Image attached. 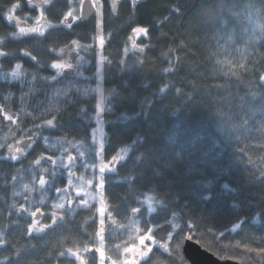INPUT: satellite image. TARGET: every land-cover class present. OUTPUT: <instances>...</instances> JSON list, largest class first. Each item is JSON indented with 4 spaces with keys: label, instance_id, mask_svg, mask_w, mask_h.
<instances>
[{
    "label": "trees",
    "instance_id": "16d2710c",
    "mask_svg": "<svg viewBox=\"0 0 264 264\" xmlns=\"http://www.w3.org/2000/svg\"><path fill=\"white\" fill-rule=\"evenodd\" d=\"M12 2L0 0V38L6 41L5 50L18 52L27 47L40 58L42 66L17 54L0 58V62L5 63L4 71H11L8 64L14 66L20 62L29 73L26 83L31 81L32 75L48 79H38L25 87L23 104L18 99L19 93L13 96L11 88L0 87V106H3L0 144L11 143L15 147L17 140L37 134L34 124L53 115L58 124L54 128L39 129L27 159L22 158L19 163L0 162V178L20 177L14 188L10 180L7 188L0 183V213L24 203V184L31 188L30 181L40 172L39 168L33 171L30 162L42 154L66 156L84 152L83 161L73 171L78 178H93L92 170L86 169L84 162L97 166L100 163L99 157L92 159L96 145L91 133L98 111L96 106L103 103L104 162L121 147L130 148L126 158L115 165L116 170L104 174L106 183L102 195L107 255L123 260L125 246L134 243L138 247L139 237L147 234L148 229L152 232L170 223L174 234L167 249L152 247L141 264L187 263L182 252L187 237L220 259L264 264V253L259 251L264 248V150L259 147L264 143V130H255L264 112L260 108V97L247 96L241 101L247 90V79L241 82L231 75L235 72L255 81L258 77L252 76V72L264 74V46L255 34L264 29V18L256 20L253 35L247 33L251 22L239 20L244 16L243 11L232 12L238 18L239 27H230L227 33L222 27H216L218 11L242 3L249 11L260 12L264 0H140L136 9L131 8L128 0H121L116 14L111 10V0H104L100 28L104 44L100 54L94 53L89 59L86 76L65 73L55 80L52 76L57 75L56 70L50 64L63 58L59 49L71 45L72 41L90 46L99 28L94 27V21L89 24L79 21L71 29L63 26L50 29L51 34L46 33L48 37L40 42H31V37L9 40L8 35L14 29L3 16ZM55 8L57 11L52 15H48L47 8L45 13L48 20L58 24L59 13L69 10L67 0H55ZM15 14L35 16L37 12L25 4ZM220 23L226 25L228 21L223 19ZM137 26L148 27L150 34L133 35L132 29ZM232 33L238 37L235 43L228 38ZM133 41L145 51H135ZM49 47H56L57 51L47 52ZM164 54L169 59L180 58L178 71L171 74L163 71L170 66ZM99 55L105 58L100 79L96 72ZM135 59L143 60L144 65L136 63ZM121 61L127 63L121 64ZM240 64L250 72L245 73ZM3 74L0 72V78ZM164 82L173 84L161 92L159 89ZM10 83L19 87L16 81ZM177 88L191 98L186 99ZM5 115H12L15 122L6 120ZM43 137H48V144L43 142ZM0 154H3L2 149ZM42 166L49 167L44 162ZM41 174L48 178L46 173ZM57 181H64L60 186H65L63 168L58 171ZM27 195L28 203L24 206L30 211L39 207L48 213L52 211L49 204L58 202L39 188ZM150 196L154 198L155 211H149L147 203H142ZM132 206L142 209L137 218L120 217L130 212ZM98 209L96 206L79 208L76 216L77 222L84 224L92 234L91 239L58 229L28 237L22 233V227L30 223L24 214L21 227L13 225L9 233V238L19 248H31L20 264H55L58 252L67 247L83 244L94 247L98 242L95 233L100 227ZM112 219L116 224H125L127 230L116 233ZM8 222L7 216L0 214V226ZM181 229L185 239L178 248L175 237ZM114 244H120L121 248L115 249ZM7 251L0 249V259ZM60 264H66L64 258Z\"/></svg>",
    "mask_w": 264,
    "mask_h": 264
},
{
    "label": "snow or ice",
    "instance_id": "6c2138e0",
    "mask_svg": "<svg viewBox=\"0 0 264 264\" xmlns=\"http://www.w3.org/2000/svg\"><path fill=\"white\" fill-rule=\"evenodd\" d=\"M76 3V0H67V7L69 10L66 13H59L58 19L59 23H53L51 20H48L45 9L48 10V15H52L54 12L57 11L55 8V0H13L11 3V8L5 11L3 19L7 21L8 25L13 27V31L9 33L8 39L9 40H24L25 38L31 37V42L36 43L40 42L41 39L47 38L51 33L49 32L50 29H58L61 26L67 27L71 29L73 27V22L75 21H83L87 23L89 19L94 21V27H99L103 21L99 19L102 16L101 9L104 7V0H78V4L75 8L72 5ZM121 3V0H111V10L113 14H116L117 7ZM132 9H136L140 0H128ZM28 5L31 9L38 14L35 16L32 15H16L15 13L20 12L24 5ZM89 5L88 10L86 11L85 5ZM179 11V9H177ZM244 12L243 17H239L241 23L247 22L250 26L247 29L248 35H253V32L256 27V20L264 18V7H262L260 12L255 10L249 11L247 8L243 6L242 3H238L235 5H231L227 8H224L223 11H218L217 16L218 19L216 21V27H222L225 33L228 32L230 27H239L237 24V17L232 15V12ZM226 19L228 23L226 25H221L220 21ZM28 20H32L35 26L29 27L27 24ZM41 21H47L46 24H42ZM46 33L48 36H46ZM133 35H143L148 36L150 34V29L148 27L137 26L132 29ZM255 34L259 37L262 41V46H264V29L259 32H255ZM229 39L233 40V43L237 42L238 37L235 33H232L228 36ZM6 41L3 38H0V58H6L14 55H23L29 57L32 61L35 62L37 66H42L40 58L37 55H34L32 51H30L27 47H23L18 49L17 51H8L5 50ZM100 44H104V40L100 38ZM80 45L77 41H72L71 45H65V48H68L70 51L80 50ZM65 48H60L59 51L61 53L65 52ZM133 49L140 53L145 51L144 47H137L135 41H133ZM47 52L55 53L57 51L56 47H49L46 49ZM128 52V49H125V53ZM165 59L168 60L170 66L165 67L163 71L165 73H173L178 71L179 69V57H172L168 58L167 54H164ZM105 58L101 57V67L103 66V60ZM136 63L144 65V61L140 59H135ZM121 64H126L127 61H121ZM7 67L11 69V71H4L5 63L0 62V72H3L2 78H0V87H5V89L11 88V94L13 96L18 95V99L20 100L21 104L25 101V94L24 89L32 84L38 79L47 80V76H38L32 75L31 81L25 82V78L29 73L24 71V65L20 62H16L13 66L12 64H8ZM52 69L56 70V76H52V79L55 80L57 76H62L65 74L66 70H70L73 68V64L71 62L64 61L63 59L53 60L50 64ZM240 68L244 70L245 73H249L250 70L245 67L244 64L239 65ZM235 76L238 81L243 82L247 79L246 92L245 96L241 97V101L247 96L252 97H260L261 104L260 108L261 111L264 112V74H259L258 72H252V76H257L258 79L253 81L250 76L242 77L239 74L233 72L231 74ZM10 81H16L19 87H16L10 83ZM171 82H164L161 84L160 91L163 92ZM222 87V86H221ZM70 91V90H69ZM177 91L180 92L185 96V98H191L187 96L186 93L183 92L181 88H177ZM66 95L68 93H65ZM103 95V94H102ZM4 99H8L5 97ZM99 110L95 113V119L97 123L102 125L103 120L101 119V113L104 112V108L101 105L96 106ZM0 111H3V106H0ZM5 119L9 122H15L12 115H5ZM17 120L19 117L16 118ZM245 123H248V120H245ZM258 126L256 127V131L264 130V116L260 117V120L256 122ZM58 124V119L55 115L52 116L50 119L43 120L42 123L34 124V128L37 130L36 135H27L26 139L24 140H17L16 146L14 147L11 143L9 144H0V149L3 150V154H0V162L4 161H12V162H21L22 158L27 159L29 156V149L36 143L38 138L39 129L42 128H54ZM97 131L101 132L100 139L97 140ZM66 139V138H65ZM91 139L96 147L94 148V155L92 159L95 160L96 157L100 158V163L97 166L95 163L88 164L84 162V166L86 169H91L93 172V179L87 181V185L89 187H93L94 183L98 186L101 190L104 189L106 180H105V172L106 171H115V165L119 164L123 161L126 156L128 155L130 148L128 146L121 147L119 152L115 155L111 156V159L105 163L104 162V138H103V131L102 127L98 129H94L91 133ZM43 142L48 144V137H43ZM59 142V141H58ZM259 147L264 150V143H261ZM67 152V149H65ZM85 157L84 152H79L78 155L64 154L54 156V155H40L38 158L32 160L30 163L32 164V170L35 171L37 168L40 169V172H36L35 178L31 180L32 187L30 188L28 184H24L25 195L23 197L24 203L16 206L13 205L11 208L5 209L4 214L8 218V223L0 226V249H7V254L3 256V259H0V264H13L15 261L16 264H20L22 260H25L27 256L31 252V248L21 249L17 246V243L14 242L13 239L9 238L10 230L12 229L13 225L16 227H21L20 220L23 218L24 214H27L30 223H27L22 227V233L28 237H32L34 234H47L48 230H60L63 232L68 233L69 235L76 233L77 235L83 237L87 236L89 239L92 238V234L87 231L84 224H79L76 220L77 213L79 208H86L90 209L92 206L88 203L87 199L83 197L87 195V193L83 192L81 187H77L74 185L73 180L76 178L75 172L73 171L74 167L80 164ZM42 162L49 165L48 168L42 166ZM99 176L97 177L95 174L97 172ZM63 168L66 173V184L64 187H61L60 184L64 183V181H57L58 171ZM41 173L47 174V179L45 175ZM264 175V174H262ZM20 179L18 176L8 175L6 177L0 178V183H2L3 187L7 188L8 181H12V187H15V183ZM131 180V176L128 177ZM39 188L41 191H46L51 194V198L53 200H58L56 203H50L49 207L52 211L45 213L39 207H36L34 211H30L28 207L24 205L28 203V195L29 192H34L36 189ZM75 194V197L79 199H75L72 194ZM102 194V193H101ZM154 198L147 197L145 201L142 203H147L149 211H155V208L152 206ZM44 203V201H41ZM103 204V200L100 201ZM78 206V207H77ZM118 207V205H117ZM116 207V208H117ZM116 213V209H114ZM100 214L99 219V230L95 233V237L100 241V247H90L88 244H83V246L73 245L71 247H67L63 251H59L56 257L55 264H60L61 258H64L66 264H105V261L108 260L109 264H141L142 260H145L149 253L152 252V248L149 246L146 241L156 243L155 238L151 232V229L147 230V234L141 235L139 237V244L142 248H137L136 245L133 243L131 247L125 246L123 248L124 258L123 260L120 259H113L111 256H106L105 249L103 247L104 240H105V227H104V219L103 215L105 213V208L100 207L98 209ZM142 212L141 207L139 206H132L130 212L126 213L123 216H120L116 213L117 216L122 217L123 219H127L129 217L137 218ZM112 213H109L111 216ZM15 217V219H13ZM96 219V217H93ZM87 221H85V224ZM112 224L115 226L116 233H119L121 230L126 231V225L116 224L115 219H112ZM176 227H179L176 225ZM119 239V235L116 236ZM169 240H172L173 237L171 235L168 236ZM184 233L183 229L177 232L175 237V242L177 247L181 246V241L184 240ZM187 239H191V237H187ZM71 243V241H69ZM34 247V246H32ZM165 249H167V245H163ZM114 248L119 250L121 248L120 244H114ZM135 254L132 255V253ZM261 253H264V248L259 249ZM91 254V255H89ZM186 264V262H185Z\"/></svg>",
    "mask_w": 264,
    "mask_h": 264
},
{
    "label": "rangeland",
    "instance_id": "374dc122",
    "mask_svg": "<svg viewBox=\"0 0 264 264\" xmlns=\"http://www.w3.org/2000/svg\"><path fill=\"white\" fill-rule=\"evenodd\" d=\"M77 4H78V0H76V3H74L72 5V7L75 8L77 6ZM99 19H101V17ZM77 22H79V21H75V22H73V24L77 23ZM41 23L46 24L47 22L41 21ZM27 24L29 27L35 26L32 20H28ZM98 28H99V31H98L97 38L95 39V41L90 46L84 47V46L80 45L81 47H80L79 51H75V50L70 51L68 48H66L64 53H60V55L63 57L62 59L64 61L71 62L73 64V68L70 70H66L65 73H74V74L81 75V76L87 75L86 73L90 67L89 59L91 57H93L94 53L100 54L101 49L103 47V45L100 44V38L102 37L100 34L101 33V31H100L101 25ZM103 65H104V63H103ZM102 70H103V66L101 67V55H99V58L96 61V72H97V76L99 79L101 77ZM100 105L104 108L103 103H101ZM101 119H102V113H101ZM94 123H95L94 129H98V128L102 127L103 138H104V142H105L106 134H105V129H104L103 124L102 125L98 124L96 119L94 120ZM100 136H101V132L97 131V140L100 139ZM75 176H76V178L73 180L74 185H76L77 187H81L83 192L87 193V195L84 196L83 198L87 199L88 203L91 206H96L97 208L104 207V202H103V204L100 203V201L103 200V195L101 194L102 190L98 186H96L95 183H94L93 187H89L87 185L88 180H84L83 178H78L76 174H75ZM96 176L97 177L99 176L98 172H97ZM92 179H89V180H92ZM72 195H73V197H75L74 193ZM75 199H79V198L75 197ZM154 231H155V229L152 231V234ZM173 234L174 233H172L171 236H173ZM155 241H156V243H152L149 241H146V243H148L151 248L157 247V246L164 248L163 245L169 244V242L171 240L168 239L164 243H160L156 239H155ZM100 246H101V244H100V241L98 240V242L94 246V248L100 247ZM104 246L105 245L103 244V247ZM137 248H142V246L138 243ZM105 254H106V256H108L106 252H105ZM134 254H135V251H134V253H132V255H134ZM89 255H91V254H89ZM123 258H124V255H123ZM105 264H106V261H105Z\"/></svg>",
    "mask_w": 264,
    "mask_h": 264
},
{
    "label": "water",
    "instance_id": "95a60500",
    "mask_svg": "<svg viewBox=\"0 0 264 264\" xmlns=\"http://www.w3.org/2000/svg\"><path fill=\"white\" fill-rule=\"evenodd\" d=\"M89 5H85L86 11L88 10ZM92 20L89 19L87 23L89 24ZM173 233V225L170 223L164 224L155 229L153 232L154 238L160 242H166L168 236ZM183 255L187 260L186 264H240L239 262L233 260H223L216 257L213 253L209 252L203 248L200 244L195 242L192 239H186L182 247Z\"/></svg>",
    "mask_w": 264,
    "mask_h": 264
}]
</instances>
